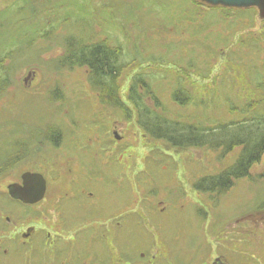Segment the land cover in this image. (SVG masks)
Segmentation results:
<instances>
[{
	"label": "rangeland",
	"instance_id": "rangeland-1",
	"mask_svg": "<svg viewBox=\"0 0 264 264\" xmlns=\"http://www.w3.org/2000/svg\"><path fill=\"white\" fill-rule=\"evenodd\" d=\"M72 1L34 0V7L27 0H0V62L11 65L12 55L5 57L13 51L19 68L0 100V164L19 144L27 148L15 168L0 176V237L8 232L3 248L10 252L0 251V264H264V157L251 179H240L226 194L194 190L196 181L233 165L241 148L222 158L221 150L181 151L155 141L122 109L101 105L86 69L57 68L65 34L92 30V12ZM84 1L94 14L102 12V25L94 26L98 39L111 36L123 50L120 61L128 66L120 95L131 111L126 94L140 73L164 105L157 111L172 119H200L211 127L259 119L264 16L258 7L201 0ZM60 5L52 30L45 25ZM43 7L51 9L47 16ZM109 18L114 24L104 25ZM50 31V40L43 37ZM179 76L194 83L202 104L183 108L173 102ZM145 105L154 108L150 99ZM58 129L66 142L73 226L47 227L45 240L31 233L26 241L32 251L27 242L11 244L15 232L4 220L23 227L35 217V207L23 208L7 187L39 170L55 186L62 157L47 136ZM83 189L93 197L82 195ZM36 221H29L35 232Z\"/></svg>",
	"mask_w": 264,
	"mask_h": 264
},
{
	"label": "trees",
	"instance_id": "trees-1",
	"mask_svg": "<svg viewBox=\"0 0 264 264\" xmlns=\"http://www.w3.org/2000/svg\"><path fill=\"white\" fill-rule=\"evenodd\" d=\"M192 1L198 2L197 0ZM83 2L85 1L73 0L70 4L73 6L77 4L80 8L85 9L86 13L92 12V19L90 20L93 22L92 30L86 35L74 36L72 33L65 34L62 39L64 54L55 62L57 68L62 70L86 69L89 74V84L92 90L98 94L101 105L122 109L124 113L128 114L129 119L135 118L136 124L145 135L155 141H164L170 147L180 149L181 151L193 148L194 146L201 148L208 147L215 151L221 150L222 158L227 157L228 154L240 147L238 159L233 165L228 166V168H225L215 176H206L195 182L193 189L197 192L222 195L228 193L240 179H251L253 167L260 164L264 157V107H259V119L248 120L249 123L248 121L243 123L231 122L226 126L215 125L211 127L208 125L209 122L202 123L200 119L192 121H188V119H172L157 111V109L163 111L164 105L161 104L159 98L149 87V84L138 73L131 80L126 94L127 101L133 106L131 111L122 101L120 95L122 89L120 79L123 70L128 66L127 64L126 66L122 65L120 61L123 50L118 44H114L117 40L115 38L112 39L111 36L105 37L103 40L98 39L99 36L95 34L94 26L95 24L102 25L100 17V13L102 12L94 14L95 9ZM199 3L204 4V2ZM199 3L192 4L198 8ZM30 5L35 7L34 0H27L26 6ZM61 5L59 8H53V11L48 7H43L42 13L45 16H47L49 10L51 11L48 19L50 21L45 26L52 30L55 27H53L55 22L54 10H60ZM56 12L59 13L58 11ZM67 21H70V19L65 20L64 24H67ZM108 24H114L112 18L106 19L104 25ZM122 31L121 33L125 39H129V30L123 28ZM53 34H55L54 31L46 32L43 37L50 40V36ZM111 39L114 41L113 43ZM13 54L14 52L10 51L7 54L8 56L5 57L7 59L12 55L11 65L10 63L5 64V60H1L0 62V100L10 89L13 84L14 75L19 69L14 66L16 58H13ZM177 81V87L172 91V100L175 104L183 108H187L196 102L202 104V100L195 95V85L193 82L184 81L181 76H179ZM146 99L152 101L154 108L145 105ZM130 112L132 113L130 114ZM38 138L43 142L41 135H38ZM47 138L53 145H57L59 140L62 139V133L59 129L50 130ZM21 147L22 144H19L16 151L9 154L4 162L0 164V176L6 171L15 168L16 164L20 162L21 152H26L27 149L26 147Z\"/></svg>",
	"mask_w": 264,
	"mask_h": 264
},
{
	"label": "flooded vegetation",
	"instance_id": "flooded-vegetation-1",
	"mask_svg": "<svg viewBox=\"0 0 264 264\" xmlns=\"http://www.w3.org/2000/svg\"><path fill=\"white\" fill-rule=\"evenodd\" d=\"M44 143V142H43ZM41 143V147L45 148L47 147L45 144L46 143ZM54 149L57 150L58 158L60 160V157H62V166L60 169V173H54L56 178L55 181V186L50 187V180H48L44 175H42L45 180H46V192L44 196L41 198V200L36 203V204H25L24 202L20 200H15L17 201L21 206L23 205V208H30V207H35L36 215L35 217L31 216L28 219H26L27 224L20 226L19 223L14 224L13 221L10 217H6L4 222L9 226V228L14 229L13 233L14 235L12 236V239H14L11 244H26L28 245V250L33 251V244L31 242H27L26 239H30L31 233H33V237L38 236V238H41L45 240V229L48 227L51 229L52 228H59L62 230V228L68 227V226H73V220H72V209H71V193H70V187H69V176H68V164H67V153H66V142L64 139V135L62 134V139L59 140V143L57 145H54ZM39 153V150H37V154ZM57 164L60 165V162ZM84 168V167H83ZM70 170V169H69ZM40 171V170H39ZM31 172L35 174H40L41 172ZM72 170L69 171L71 173ZM23 174H21L22 176ZM20 176V178H21ZM19 184H22V178L20 182H17ZM11 185V184H10ZM9 186V185H8ZM8 189V187H7ZM81 194L86 196V197H93L92 193L82 190ZM8 195H9V189H8ZM10 197V196H9ZM77 198V197H75ZM14 200V199H13ZM37 219L36 222H38V227H40V230L35 232V227L34 226H29V221H34ZM25 219H22L21 223H24ZM49 223V224H47ZM48 225V226H47ZM4 229L0 228V232H3ZM23 231H27L23 233ZM7 235L0 237V251L3 255H7L9 250L5 251V248H3L4 245V238L8 236V232L6 233ZM18 236H22L24 240H22L21 243L16 242L19 238ZM18 238V239H17ZM28 244H27V243ZM2 244V245H1ZM31 251V253H32ZM25 254V250L23 251ZM219 262V261H218ZM26 263V260H25ZM24 263V264H25Z\"/></svg>",
	"mask_w": 264,
	"mask_h": 264
},
{
	"label": "water",
	"instance_id": "water-1",
	"mask_svg": "<svg viewBox=\"0 0 264 264\" xmlns=\"http://www.w3.org/2000/svg\"><path fill=\"white\" fill-rule=\"evenodd\" d=\"M214 6L224 5L226 7L249 8L258 7L264 16V0H201ZM23 183L8 186L9 195L14 200H20L25 204H36L46 192V180L41 174L26 172L21 176Z\"/></svg>",
	"mask_w": 264,
	"mask_h": 264
},
{
	"label": "bare ground",
	"instance_id": "bare-ground-1",
	"mask_svg": "<svg viewBox=\"0 0 264 264\" xmlns=\"http://www.w3.org/2000/svg\"><path fill=\"white\" fill-rule=\"evenodd\" d=\"M14 184H16V183H14ZM10 196V195H9Z\"/></svg>",
	"mask_w": 264,
	"mask_h": 264
}]
</instances>
